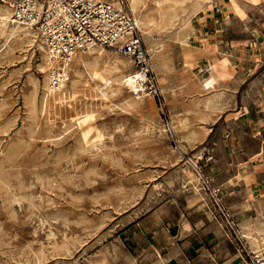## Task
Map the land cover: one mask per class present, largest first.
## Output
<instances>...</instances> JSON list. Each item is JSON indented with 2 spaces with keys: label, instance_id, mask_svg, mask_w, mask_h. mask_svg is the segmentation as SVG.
Returning a JSON list of instances; mask_svg holds the SVG:
<instances>
[{
  "label": "rangeland",
  "instance_id": "rangeland-1",
  "mask_svg": "<svg viewBox=\"0 0 264 264\" xmlns=\"http://www.w3.org/2000/svg\"><path fill=\"white\" fill-rule=\"evenodd\" d=\"M194 2L166 3L160 15L154 1L145 0V5L148 4L145 10L156 21L150 39L160 43L155 59L148 53L150 67L156 63L154 70L150 69L159 97L147 95L137 104H127L125 98L131 94L127 88L109 96L107 102L102 101L94 88L100 83L90 81L83 85L88 79L83 74L84 80L77 84V103L72 101L76 109L59 106L57 102L55 105L52 98L46 100L42 94L39 47H29L28 40L21 37L10 44L11 51L2 52L0 264H166L161 255L184 243L178 234L180 222L194 220L198 217L196 212L212 214L211 220L225 225L227 242L244 249L225 205L229 194V188L225 187L226 168L234 162L231 148L236 145V150L243 147L247 154L260 152L264 162V105L252 104L253 107L240 109L244 110L243 115L223 118L221 92L217 88L212 95L215 88L211 86L208 90L202 83L212 68L223 76L230 64L223 55L230 50L221 43L223 36H243L245 40L242 55L246 61L238 69L242 74L231 81L233 87L239 80L245 81L238 97L247 99L245 93L249 95L250 89L246 88L264 78L254 55L258 45L252 35L257 30L251 26L252 19H247L248 15L253 18L263 14L264 1L237 0L243 10H249L242 21L235 19L229 0H206L198 14H194ZM188 17L191 24L182 26ZM204 47L207 51L201 50ZM105 50L102 65L113 51ZM213 51L225 57H218ZM167 86L169 89L165 91ZM34 88L35 105H31L29 96ZM221 88L222 92L228 89L224 84ZM195 102L202 111L206 110L205 102H211L210 106L217 102L220 116L217 120L210 117L202 123L195 122V127L209 130V135L200 136L201 142L195 149L187 147L182 152L177 149L176 134L169 129L170 116L182 115ZM74 112L93 114L88 124L92 136L95 132L102 134L100 141L82 147L77 128L73 121H68ZM191 164H197L204 178L199 185L202 198L197 200L188 180L190 170L196 175ZM212 177L216 180H210ZM214 194L219 197V205ZM158 208L165 213V224L173 238L162 251L151 237L130 235L127 227L131 217ZM153 215L157 213L150 217ZM249 251L247 248L243 253L244 264Z\"/></svg>",
  "mask_w": 264,
  "mask_h": 264
},
{
  "label": "bare ground",
  "instance_id": "bare-ground-1",
  "mask_svg": "<svg viewBox=\"0 0 264 264\" xmlns=\"http://www.w3.org/2000/svg\"><path fill=\"white\" fill-rule=\"evenodd\" d=\"M99 1H104V0H99ZM105 1H110L112 3L115 2V0H105ZM153 1L155 4V10H157L159 14L161 15L163 5H165L166 3L169 4L170 2L174 0H153ZM205 1L206 0H195L194 14L199 13L201 8L205 4ZM229 1L231 2V5L234 9V13L236 14V16L240 18L241 20H243L245 18V13L242 7H240L237 4L236 0H229ZM127 2H128L129 10L132 13L134 20L136 22V25L138 29L140 30L141 35H143L144 37L143 40H145L146 44L148 45L147 52L149 53L152 59H155V57L157 56L159 52L158 50L160 47L159 42H155L150 39L151 34H152V29L156 22L154 19L155 17L150 14V11L145 10L146 5H148L147 3L145 5V0H127ZM189 19L190 17L186 18L182 26H187L188 24H191V21ZM21 37H24L28 40L29 47H32L33 45H36L37 47H39L40 52H41V60H40V63L38 64V72L42 74L43 76L42 85H41L42 94H43L44 99L46 100H49L50 98H52L53 104L55 105L57 102L59 106L65 105L66 107L68 106V108H70L71 110L75 108V107L73 108L72 106L73 105L72 101H75L77 103V94L79 93L78 87L80 83H82L80 79L81 77H83L82 76L83 74H85L88 78L84 81L83 85L87 84L90 81L92 83L93 82L100 83L98 86L94 88L96 92L99 93L98 98L101 99L102 101L107 102L109 99V96H112L118 92L121 93V91H123L124 88H127V90L131 93L129 96H126L125 98L127 99V104H137L142 99H145L147 95L152 97L145 89L146 77H145L144 71L136 67L134 63L128 57L122 55L119 51L117 52V50L114 51V49H112L113 51L108 53L109 54L108 60H105L104 64L102 65L100 60H102L101 59V57L103 56L102 53H104V51L106 52L105 47L102 45H92L86 49L75 52L70 57V60L68 62L63 61L61 64H59L60 62L56 59L60 58V56L54 57L53 54L55 55L58 54L55 52L51 54L48 48V44L46 43V39L41 35L38 29H36L35 27L31 25L24 24V23L17 21L13 17L12 5L0 4V55H2L3 54L2 52L5 50L6 52L11 51L10 44ZM79 45H82V44L79 43L78 46ZM185 45L187 44L185 43ZM82 47L84 48V46ZM81 54H84L85 56L84 55H83L84 57L79 56ZM118 55H121L124 59L119 58ZM189 66L191 67V64H189ZM155 67H156V63L153 62L150 68L154 70ZM159 72L162 73L161 71ZM159 75H160V80L164 83L165 82L164 78L161 77V74ZM78 83L79 85L77 86ZM163 83L160 82V85ZM207 84H208V80H205L204 85H207ZM166 88L167 90L169 89V87L167 86L165 87V91H166ZM86 90L84 92H86ZM96 92H93V93L96 94ZM90 93H91V90H90ZM34 94H35V88L33 90V93L30 94L29 96V103L31 105H35ZM81 99H84V98H81ZM85 104H88V102ZM197 106H198V103L195 102L194 104L189 105L185 109L182 115L170 116V121L168 124L169 129L171 130L172 133L176 134L177 139H178L177 149L181 150L182 152L187 147H189V149H195L198 146L200 132H198L195 129L194 123L198 121L199 123L203 122L207 118H209V115H210L208 113L205 114L201 112L200 110H198ZM213 111H215V108L214 106H211V112ZM94 113L95 111L93 112V114ZM93 114L88 113V112H74L73 114H70L68 116L69 118L68 121H70L71 123L73 121L72 125L77 128V132L79 133L78 134L79 140L82 143V147L89 145L90 143L93 145L96 140L98 141L101 140L102 134H100L99 132L94 131L95 133H93L94 134L93 136L91 134L92 127L89 126L88 122L94 117ZM52 122H54V120ZM200 129H204V127H200ZM161 130L163 133L166 131L163 127L161 128ZM201 134H203V136H207L208 132L206 129H204L201 132ZM192 166L194 168V171L196 172V175L192 173L190 170V175H189L188 180L192 182L193 184L196 197L200 198L202 197V195L200 193L199 185L202 184L201 181L204 178L200 174L197 168V164H193ZM233 177L236 180L239 179L241 177L240 171L238 170V173ZM247 196L249 198L252 197V193L251 192L247 193ZM252 223L248 221H243L239 223V228L241 230L240 235L242 236V238H244L247 241L248 245L250 246L251 252L261 257V256H264V221L260 223L261 224L260 227L254 226V224L252 225Z\"/></svg>",
  "mask_w": 264,
  "mask_h": 264
},
{
  "label": "crops",
  "instance_id": "crops-1",
  "mask_svg": "<svg viewBox=\"0 0 264 264\" xmlns=\"http://www.w3.org/2000/svg\"><path fill=\"white\" fill-rule=\"evenodd\" d=\"M256 1L257 0H250V3ZM239 6L242 7V5ZM245 6L250 7L247 4ZM243 11L248 15L249 10L244 9ZM235 19L242 21L238 17H235ZM247 19H252L254 24L251 26H254L255 30H257L254 32V35H252V38L256 40L258 45V50L254 55L256 62L260 63V68L264 71V6L263 14H256L253 18L248 15ZM229 37L231 39L223 36L224 40L221 43H223L226 47L228 46L230 49V53L228 51V54H223L227 56L230 64L225 68L223 76L218 70H213L212 68L207 79L208 84L204 85L203 82L202 86L207 87L208 90H210L211 86H213L215 89H213V91L211 90L212 95L216 94L217 88L219 89L218 92H221L219 98L222 96V105L225 106V112H222V117L225 118V116L228 115L231 119L234 118L236 114L243 115L244 110H240L241 108L245 109V107L248 106L253 107L254 105L252 104L264 105V78H260L261 80H257L254 84L246 88L250 89L249 95L245 93L247 99L242 100L238 97L237 94L245 81L241 82L239 80L235 87L232 86L231 81H236L240 78V74H242L238 69L239 66L241 64L243 65L246 61L245 55H242L245 53L246 45L243 43L245 41L242 39L243 36ZM253 39H250V42L254 41ZM207 49V47H204L201 50L207 51ZM213 52L216 56H220L218 51ZM220 57L223 58L225 56ZM237 70L239 73L236 72ZM262 75L264 76V74ZM222 84L227 85L228 87V89H225L223 92V89L221 88ZM210 103L211 102L204 103V109L206 110H198L205 114H210L209 118L213 117L217 120L220 116L219 109L217 108V102L212 103L215 108V111L213 112H211ZM220 106L221 105H218V107ZM195 129L197 131L199 130L198 132H200V138V136H203V134L201 135V132L206 128L204 127V129L200 130V127H195ZM207 132L209 135V130H207ZM208 135L204 137L206 138ZM198 142L201 141L198 140ZM237 146L238 145H236V148ZM236 148H231L234 159L232 164L233 167H231L232 165H229L226 168L228 171V178L225 179V187L229 188V194L225 198V205L228 209L230 217L236 225L237 233L241 243L244 245V249H239L234 242H227L229 238L227 239L224 231L225 225L217 224L211 220L212 214L208 215L207 212H196L195 215H198L197 218L194 220L184 218L185 220L181 221L179 224L178 234L181 237L182 243L184 242L183 245L180 246V248L169 250L167 255H161V257L159 256L160 258H164L166 264H244L243 253L247 250V248L249 250L251 249L247 241L240 235L241 230L239 228V223L248 221L251 223L253 222L252 225L254 224V226L260 227V223L264 221V162L262 161L260 152L255 151L251 154H247L245 153L246 149H243V147L238 148L239 150H236ZM238 170L241 173V177L236 180L233 176L238 173ZM210 180L216 179L212 177ZM249 192L252 193V197L250 198L247 196V193ZM201 198L202 197H194V200ZM203 209L204 207H200V210ZM153 212L157 213V215L150 217ZM210 213L211 212H209V214ZM165 220V213L162 212L161 208H158L157 210L150 211L139 217H131L127 223V227L129 228L130 235L133 234V236H137L139 238L148 236L151 237L153 242L158 246L159 250L162 251L164 246H167V244L171 243L173 240L169 233L170 230L167 229ZM220 240L222 241V244L218 243Z\"/></svg>",
  "mask_w": 264,
  "mask_h": 264
},
{
  "label": "built area",
  "instance_id": "built-area-1",
  "mask_svg": "<svg viewBox=\"0 0 264 264\" xmlns=\"http://www.w3.org/2000/svg\"><path fill=\"white\" fill-rule=\"evenodd\" d=\"M0 4L12 5L17 21L38 29L51 54L60 56L56 59L59 64L68 62L77 51L102 45L119 51L142 69L145 89L153 98L159 97L150 57L127 0H0ZM214 199L219 205V197L214 194ZM247 264H264V256L249 251Z\"/></svg>",
  "mask_w": 264,
  "mask_h": 264
}]
</instances>
